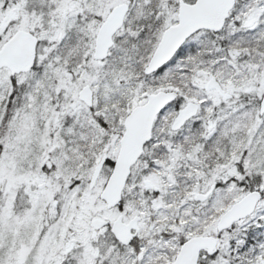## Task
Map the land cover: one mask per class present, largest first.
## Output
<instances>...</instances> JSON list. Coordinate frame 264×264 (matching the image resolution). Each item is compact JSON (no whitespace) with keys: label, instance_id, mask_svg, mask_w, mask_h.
I'll return each instance as SVG.
<instances>
[{"label":"snow or ice","instance_id":"snow-or-ice-1","mask_svg":"<svg viewBox=\"0 0 264 264\" xmlns=\"http://www.w3.org/2000/svg\"><path fill=\"white\" fill-rule=\"evenodd\" d=\"M0 264H264V0H0Z\"/></svg>","mask_w":264,"mask_h":264}]
</instances>
